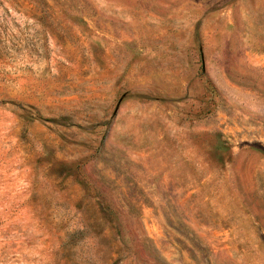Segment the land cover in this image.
<instances>
[{
	"label": "rangeland",
	"instance_id": "374dc122",
	"mask_svg": "<svg viewBox=\"0 0 264 264\" xmlns=\"http://www.w3.org/2000/svg\"><path fill=\"white\" fill-rule=\"evenodd\" d=\"M0 264H264V0H0Z\"/></svg>",
	"mask_w": 264,
	"mask_h": 264
}]
</instances>
